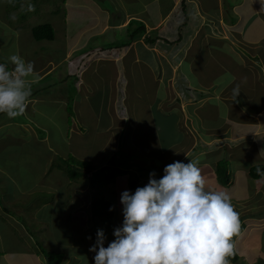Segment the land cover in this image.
<instances>
[{
  "label": "crops",
  "instance_id": "0c3cea01",
  "mask_svg": "<svg viewBox=\"0 0 264 264\" xmlns=\"http://www.w3.org/2000/svg\"><path fill=\"white\" fill-rule=\"evenodd\" d=\"M126 1L132 4L136 0ZM232 1L239 2L233 5ZM139 5L144 11L153 12L154 18H149L147 13L140 18L137 14L142 12L137 13L133 7L115 10L116 14L97 8L92 10L93 14L102 12L106 16L102 25L96 27L94 24L99 30H84L82 25L76 24L64 30L77 41L69 46L66 44V52L60 59L40 58L35 65L40 79L32 87L25 113L15 119L0 113V154L6 151L5 154H9L12 150L9 164L18 157L21 146H27L32 151L28 157L31 161L37 159L43 164L44 161L51 162L54 157L61 158L59 152L51 148L54 143L47 136L36 133L46 130L47 123L53 124L52 110L48 114L43 111L50 105L67 121H72L70 132L74 140H64L68 148L62 155L72 157L77 163L74 166L88 164L86 166L94 173L102 174L100 180L112 171L120 170L114 180L124 183L128 186L127 191L134 193L138 187L148 184L150 173L155 172L159 179L163 177L166 165L177 160L188 163L190 159H196L208 188L226 189L239 216L248 214L242 219L245 227L262 222L264 175L253 179L250 170L264 166V5L260 0H173L169 4L165 0H151ZM164 5L167 7L163 8ZM162 9H165L164 13ZM230 12L238 15L240 21L231 22ZM132 20L133 25L129 26ZM140 22L145 25L144 35L127 44L131 30H135ZM33 28L28 29V36L16 30L20 42H16L19 48L16 54L21 53L26 61L31 59L21 51L25 43L57 42L55 38L37 41ZM63 37L66 39L67 35ZM176 44L179 45L177 51L166 50L168 45ZM118 45H122L121 48ZM0 63L3 62L0 60ZM186 65L191 71L201 72L199 88L202 89H194L191 84L194 81L183 72ZM205 69L209 72L203 76ZM223 77L226 78L225 85ZM234 89L239 90L238 96L234 95ZM186 91L190 97L183 94ZM210 98L217 102L209 106L210 119H217V123L214 125L209 121L210 130L203 133L204 128L194 122L198 114L189 108L194 105L201 108ZM156 100V111L148 110L147 103ZM177 100L184 120L191 121L186 130H180L179 121L173 119ZM220 102L225 104L223 111L219 109ZM220 113L225 115L222 117ZM201 114L205 119V113ZM63 117L59 116L55 121L60 118L62 122ZM129 157L149 160L147 173L123 165L122 161ZM2 161L0 264H50V254L42 252L38 241L33 242L32 232L26 226L36 223L41 225L43 232H49L51 226L60 224L61 220L64 225H72L73 229L71 227L69 248L62 236L50 247L61 257L60 264H95V253L89 250L97 240V230L93 232V227L99 226L98 230H101L104 224L102 221L100 225L101 218L95 216L92 209V200L98 190L88 180L91 174L86 175L87 171L81 170L84 171L82 176L71 181L66 166L58 172H55L57 168L45 172L46 179L35 181L32 188L27 187L21 192L26 203L34 200L36 195L47 196L46 200L32 207L33 218L23 221L8 213L15 198H7V186L18 187L21 174H32L34 170L30 161L18 160L13 168L4 167ZM222 161L231 173L228 188L220 185L216 174ZM51 177L56 180L52 181ZM105 182L106 187L101 189L114 207L112 226L105 235L104 246L107 247L115 239L114 230L122 226L124 216L122 193L113 191L117 189L116 184L110 188L111 180ZM62 189L65 196L56 197ZM243 201L248 202L247 211L240 205ZM254 208H260L259 212ZM261 214L262 219L256 220ZM80 230L87 233L86 239H80ZM40 239L47 244L44 236ZM263 243V232H242L235 243L239 260L230 261V264H256L257 260H251L249 252L262 248Z\"/></svg>",
  "mask_w": 264,
  "mask_h": 264
},
{
  "label": "clouds",
  "instance_id": "9594fccd",
  "mask_svg": "<svg viewBox=\"0 0 264 264\" xmlns=\"http://www.w3.org/2000/svg\"><path fill=\"white\" fill-rule=\"evenodd\" d=\"M8 60L11 68L0 63V113L15 119L25 113L40 74L19 54ZM121 204L124 220L115 239L105 247V233L98 230L89 249L95 264H230L236 254L239 213L226 189L208 188L199 160L168 164L159 179L150 173L147 185L122 192Z\"/></svg>",
  "mask_w": 264,
  "mask_h": 264
},
{
  "label": "rangeland",
  "instance_id": "374dc122",
  "mask_svg": "<svg viewBox=\"0 0 264 264\" xmlns=\"http://www.w3.org/2000/svg\"><path fill=\"white\" fill-rule=\"evenodd\" d=\"M150 2L151 0H136L134 3L132 4H127L126 0H11V2H9V0H0V60L3 63H6L9 65V67L11 68L12 65L10 64L8 57L16 54L17 50L19 49L17 47V43L19 44V39L17 38L18 36H16L18 33H16V30L19 29L20 31H23L22 35L23 36H28V29L30 27H35V26H42V25H51L54 28V33H55V39L57 40L56 43H49L47 41L42 42V44H36V43H25L23 46H21V51L23 54H25L26 56H29L31 61L34 62V65H37L40 58H44V59H50V58H55V59H60L61 56H63L66 52V44L69 46L73 43H75L77 40L72 37V34L64 31V30H68L67 28H73L76 25H82V28L84 30H87V28L93 29V30H99L100 28H96L98 27V25H102V21H104L106 19V16L103 15V13H98V15H95L92 13L93 9H97L99 10L102 9V11H104V9L109 10L111 12L115 13V10H130L129 7H133L135 8V11L138 12H142V13H138L137 15H140V18H143L144 16L147 15L149 16V18L153 19L155 14L151 11L147 12L144 11L142 9V7H140L139 3L140 2ZM166 4L172 3L173 0H165ZM239 1L236 2H231L233 5H235L236 3H238ZM28 5H32L34 6V11H29L28 10ZM167 5H164L163 8H166ZM1 8L3 10V12H1ZM163 13L165 12V9H162ZM168 11V10H167ZM133 12V11H131ZM1 14H2V18H1ZM111 14V13H110ZM116 14V13H115ZM13 15H15V19L13 20L12 17ZM229 19L231 22H239L240 21V17L238 15H233L232 12H230L229 14ZM68 18V20H66ZM254 19H257L259 17L257 16H253ZM67 21V22H66ZM58 23L60 25H58ZM115 23V22H114ZM66 24H70L69 26H66ZM76 24V25H75ZM95 24V26H94ZM173 30L172 28L169 29V33L172 34ZM111 34V33H109ZM62 35L66 36L67 38L62 39ZM117 36H120V34H117ZM99 41H104V39L99 38ZM97 40V41H98ZM69 41V42H68ZM17 42V43H16ZM93 43V42H92ZM91 45L88 47L89 51L92 46ZM56 44V45H55ZM54 46V47H52ZM122 45H118V48H121ZM93 47L95 48V46L93 45ZM38 48V49H37ZM179 48V45L176 44L175 46H171L168 45L167 49L170 52H174L177 51ZM20 52V51H19ZM167 52V51H166ZM35 53H37V55H34ZM19 55L21 57L22 54L19 53ZM200 66V65H199ZM201 67V66H200ZM202 68V67H201ZM183 72L185 74L188 75L189 78H191L194 82L191 81V84L193 86H195L194 89H198L199 86H201L199 83L202 81V79L200 78L201 76V72L200 71H191L190 69H188V66L186 65L183 69ZM209 71L207 69L203 70V76L205 74V76L207 75ZM52 79H54V76H52ZM222 80L224 81L223 85H225V81L226 78H222ZM179 83V82H178ZM180 84V83H179ZM181 84H183V81L181 79ZM36 86V85H35ZM34 86V87H35ZM33 87V86H32ZM199 89H202L201 87ZM54 91V90H52ZM185 91V90H184ZM194 92V90H193ZM186 92H184L183 94L185 96L190 97L189 95L186 94ZM197 93V92H196ZM181 100L183 99V96L180 97ZM130 100L134 101L133 98L129 97ZM196 99V98H195ZM180 100V101H181ZM175 113H174V117L173 119H177L179 121V129H183L186 130L185 127H190L191 126V121H189V123L187 121L184 120L183 114L182 112L179 110V101L177 100V102L175 101ZM213 103H217L215 102V100L213 98L208 99L207 101L204 102V104H202L203 106L201 108H196L194 106L190 107L189 109L191 111H193L194 114H198L195 115V121L194 122H199V124L202 126V128H204V130H202L201 126V130L203 133L208 132V130H210V124L209 121L213 122V124L215 125L217 123V119H210V105ZM147 105L149 106L148 110H153L156 111V105H157V100L153 103L151 101H149L147 103ZM182 106V104H181ZM225 104L223 102L219 103V109L220 110H225ZM46 110V114H48L51 110L52 112V120H53V124H46V130L41 129L36 131V133L38 132L39 136L43 137V136H47L48 140L50 139L54 144L51 145L53 148V150L55 152H59L60 157H54L52 158L51 162L49 161H44L43 164H41L37 159L35 161H31L28 159V157L32 154V151L30 148H28L27 146H21V151L18 150V157L13 158L10 163L8 164V161L10 160L9 154H13L11 153V151L9 152V154H5L7 153V151L2 154H0V160H3V164H5L4 167H14V165L18 164L17 161L19 160L20 162H25L26 161H30L29 164L32 167V169L34 170V172H32V174H21V177L19 178V185L18 187L15 186H7V198L12 197L13 199L15 198V202L12 203L10 206V209L8 210V213H11L10 215H15L17 218L22 219L23 221L27 218V220L32 219L33 218V213H32V207L34 206V204L46 200L47 196L44 195H36L35 199L29 202H25V196L24 194H22L21 192L24 189H28L29 187L32 188L35 181L37 180H43L46 179V177L44 176L45 172L49 171V172H53L55 168L56 171L58 172L63 166L66 167H73L74 165H77V163L75 162V160L72 157H64L62 155V153H65L67 151V146L64 142V140H74V138L72 137V133L70 132V126L72 125V121H67V119H65L60 113H57L56 110L52 109V106H45ZM198 109V110H197ZM163 113L166 114V110H163ZM201 113H205V119L203 117V115ZM51 114V113H50ZM222 115V117L225 115L224 113H220ZM63 117L64 121L60 122V118L59 121H55L57 120L58 117ZM200 117V119L198 118ZM203 123H202V122ZM183 125V126H182ZM200 128H198L200 130ZM122 140H125V138H122ZM14 149V148H12ZM35 151V150H33ZM13 152H15V150H13ZM38 155V153H37ZM135 159H139V161H135ZM214 159V158H212ZM24 163V164H25ZM123 165H128L129 169H131L132 167H137L139 168V170H141L142 172H145V174L148 171V165L151 163L149 160L146 161H142L140 158L138 157H132V158H127V161H122ZM221 164H224L226 166H228L225 161ZM85 166L88 164H84ZM231 165V163L229 164ZM115 169V168H114ZM230 169V167H229ZM130 174V173H129ZM52 181H55V177H51L50 178ZM135 178H132V180H134ZM114 180V179H113ZM111 180L112 183L110 188L113 189L114 184H116L117 189H113V191H118L119 192H123L125 190H127V187L124 183L120 184L117 181ZM117 182V183H116ZM108 183V184H109ZM107 184V185H108ZM28 187V188H27ZM102 188L106 187V182L102 183ZM230 187V186H229ZM228 188V187H225ZM237 191V190H236ZM71 190H68V194H70ZM66 192L64 191V189H62L60 192L58 191V193L56 194V197L59 195L60 198L64 197ZM244 203V204H243ZM243 203H241V207H244L245 209L247 208L248 202L243 201ZM234 204V203H233ZM61 206H59L60 208ZM237 206H235L236 208ZM240 207V210L242 211ZM36 209V208H35ZM255 210H257L259 212L258 209L260 208H254ZM262 210V211H261ZM247 211V209L245 210ZM244 211V212H245ZM2 212V209L0 208V214ZM260 212H264V204L262 205V208L260 209ZM31 214V215H30ZM248 215V214H244L242 215V213L239 216L240 220H244L243 216ZM262 219V214L261 215H257L256 216V220H261ZM254 220V219H252ZM57 222V220H55V223ZM100 225L102 224V220L100 219ZM244 222V221H242ZM262 222L264 223V220H262ZM262 222H258V224L255 222L252 225H248L244 228L243 232H251L252 230H258L259 232H263L264 233V224H262ZM246 223V222H245ZM104 224V222H103ZM28 227V229L32 232V237H33V242L35 243L36 241L39 242L38 247L41 249L42 248V252L43 253H47L50 254L52 256H58L56 255V252L51 250V246L53 244V242L55 240H57L60 236H62L64 238V240L67 241L66 246L68 247L71 243L69 241L70 238V234L72 232L73 226L71 225H64L62 223L58 224V225H52L51 226V230L49 232H47L46 230L43 232L42 229H40L41 225L39 224H32V225H28L26 226ZM72 227V229H71ZM93 232L95 230L98 231V228H95V226L93 227ZM104 230V227L103 229ZM108 231V230H107ZM106 231V232H107ZM79 237L80 239H86L87 237V233L85 231H79ZM44 236V240L47 244L43 243L42 240L40 239V237ZM37 247V251L41 252V250ZM35 248V246H34ZM69 248V247H68ZM81 252V251H80ZM80 252L77 254V256L80 254ZM252 256H251V260H257L256 264H264V243H263V247L259 248L257 250H253L252 252H249ZM12 254V253H11ZM83 254H86V251L83 252ZM49 256V255H48ZM87 256H91V254H88ZM83 259H86V257H84Z\"/></svg>",
  "mask_w": 264,
  "mask_h": 264
},
{
  "label": "trees",
  "instance_id": "16d2710c",
  "mask_svg": "<svg viewBox=\"0 0 264 264\" xmlns=\"http://www.w3.org/2000/svg\"><path fill=\"white\" fill-rule=\"evenodd\" d=\"M130 25H133V20L130 22L129 26ZM145 31H146L145 25L141 22L138 23V26L135 28V30H131V35L129 37L130 42L128 41L127 44L132 43L136 39L141 38L144 35ZM33 35L37 41H43V40L52 41L55 38L54 29L51 25H42V26L34 27ZM66 170H67L68 177L71 181H77V179L82 176V172L84 171H87L85 173L86 175L89 173L91 174L88 180L91 186L98 190V192L94 195L93 200H92V209H93L95 216L100 217L101 220L104 222L103 231L106 235V231L109 230L112 226L113 217H114V207L112 203L106 200L104 191L103 189H101L102 188L101 186H102V183H104L105 181L113 180L116 177V175L121 173V171L114 170L111 172V174H109L108 176L100 180L99 177L102 174L94 173L91 170V167L89 166H81V167L80 166H74V167L68 166ZM81 170H84V171H81ZM216 174H217L220 185H222L223 187H229L231 185V181H232L231 173L229 172L228 167H226L224 164L218 165ZM263 175H264V166H257L250 170V176L253 179H260L263 177ZM110 209H113V210H110ZM240 225L241 227H240L239 234L233 238L235 243H236V240L239 238V236L242 234L244 227H245V225L242 224V220H240ZM49 257H50L49 258L50 264H60L61 263L62 259L60 256L50 255ZM229 260L233 263L239 260L237 251L234 256L229 257Z\"/></svg>",
  "mask_w": 264,
  "mask_h": 264
}]
</instances>
